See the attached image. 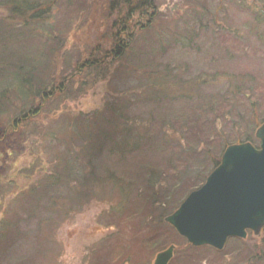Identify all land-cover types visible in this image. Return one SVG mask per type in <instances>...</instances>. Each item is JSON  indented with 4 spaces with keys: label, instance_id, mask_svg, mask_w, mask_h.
Returning <instances> with one entry per match:
<instances>
[{
    "label": "rangeland",
    "instance_id": "1",
    "mask_svg": "<svg viewBox=\"0 0 264 264\" xmlns=\"http://www.w3.org/2000/svg\"><path fill=\"white\" fill-rule=\"evenodd\" d=\"M117 1L57 0L52 30L61 38L62 47L51 55L49 49L54 42L46 40L45 54L48 53L49 61L46 81H54L62 90L57 97L40 103L38 113L17 123L18 126L11 130L9 125L18 116L17 106L8 111L0 109V264H151L155 255L170 245H174V251L168 264H250L246 257L238 256L237 250H240L235 249L234 241L228 240L222 249L228 252L226 256L213 254L208 248L194 249L181 241L176 231L164 221V216L174 209L160 210L159 202L154 205L146 201L144 188L150 173L154 184L151 191L157 199L161 192L173 194L174 191L167 187L174 177H179L181 170L182 174L186 171L190 176L196 174L198 166L195 169L194 166L207 153L205 151L223 144L226 138L235 139L248 132L250 128L244 129L241 122L233 124V113L227 114V107L211 108L216 107V100L223 102L229 97L230 80L237 81L242 75L243 91L252 98L255 111L242 110L244 115L252 113L254 117H264V15L256 13L261 11L258 3L245 11L237 3L229 4L227 0H208L213 2L211 8L214 9L221 4L216 21L209 20L204 30L197 27L190 35V46L180 48L186 40L179 36L175 43L177 48H163V55L154 50L152 56H158L156 61L187 65L186 74L197 77L198 85L187 101L174 97L173 93L171 99L168 97V101L167 98L163 101L165 108L154 115L158 119L160 116L156 114L160 113L169 124L161 125L155 118L151 128L156 131V136L146 147L120 155L116 161L113 154L101 157L106 151L96 145L95 153L90 157L92 163L115 168L120 182H106V188L99 192L100 197L97 187L90 182L94 189L89 202H78L72 209V201L66 197L55 196L57 202H53L46 194L36 195L40 190L33 188L32 183L52 176L51 168L62 162L63 152L68 148L65 145L68 139L64 136L67 124L64 122L69 117L79 114L90 117L104 106L106 111L110 105H125L122 113L129 121L145 117L149 105L135 101L141 99V83L144 82L138 77L143 71H149L154 63H150V67L142 63L140 68V62L131 54L147 43L148 38L145 42L142 40L148 33L153 34V43L166 46L177 21L180 29L184 25L180 14L198 8L187 7L186 0H152L148 21L145 18L137 21L134 13L133 20L127 22L128 26L140 22L137 29L138 24L144 27L149 23L144 33H131L129 50L132 53L125 51L114 59L113 22L116 20L117 24L128 9L125 6L120 12L116 11ZM6 14L7 11L0 8V18ZM215 23L222 30L213 31L219 29ZM40 41L43 43V39ZM96 47L99 50L94 53ZM1 51L5 58L36 59L40 48L6 44ZM90 56L103 59L106 69L100 72L103 67L100 64L81 69L79 66ZM249 106L246 103L245 107ZM110 117L106 120L114 121ZM262 122L252 129L253 135ZM52 133L54 137H51ZM188 145L195 146V151L188 150ZM78 162L76 173H80L81 161ZM202 163V174L207 175L211 165L208 159ZM101 169L97 171L101 173ZM70 192L67 188L65 195H71ZM187 193L180 191L174 198L172 195L176 205ZM262 237L263 231L258 235L251 234L247 247H254L260 253L261 248L264 249L260 242ZM150 239H157L155 247L146 244ZM255 263L264 264V259Z\"/></svg>",
    "mask_w": 264,
    "mask_h": 264
},
{
    "label": "trees",
    "instance_id": "2",
    "mask_svg": "<svg viewBox=\"0 0 264 264\" xmlns=\"http://www.w3.org/2000/svg\"><path fill=\"white\" fill-rule=\"evenodd\" d=\"M56 1L57 0H0V8L7 11L6 16L0 18V109H3L1 111H8L10 107L17 106L18 116L15 117L16 119L22 118L19 122H17L18 120L15 122L13 119V124H11L12 128L17 127V123L21 124L25 122L29 116H32L26 114V110L32 109L34 110V114L38 113L35 108L36 102L37 104H40L43 101H48L49 98L54 96L57 97V93L62 90L60 85L56 86L54 84V81H50V83L46 81L49 72L47 69L49 63L47 58L48 53L45 54V48L47 45L46 40L54 42L51 43V48L49 49L51 55L62 47L61 38L57 37L52 30L53 15L57 11ZM227 1H229V4L233 3L236 5L237 3V5L242 7L245 11L253 9L255 3H258L261 11H256V13L264 15L262 13L264 12V0H240L241 2L235 0ZM186 3L187 7L197 6V11L191 10V12H186L184 15L180 14V19L183 21L182 23L184 25L180 29V25L177 21L174 32L171 33L170 39H168L169 42H167L166 46L159 45L157 42L153 43L155 42L153 40V34L148 35V33L146 35L148 37L143 38L142 35L143 42L148 38L147 43H143L132 53V51L129 50L131 48L130 41L133 37L131 33H144L145 28H147L149 23L144 27H141V24H138L139 29H137V27L135 28L134 26L132 28L133 24L128 26L127 22L133 20L134 13L137 15V21H141L144 18L148 21L149 9H152V0L117 1L116 11L120 12L125 6H127L128 9L117 24L116 20L113 22L115 31H113L114 33L112 36L114 43L112 57L115 59L121 54H125V51H130L132 53L131 56H135L136 60L140 62V68L142 63L147 67H150V63H154L149 71H143L142 76L138 77L144 82L141 81L143 83V85L141 83V99L135 100L142 104H148V110L145 112V117L135 118L130 121L127 120V116L122 113L125 105H123V107L110 105L107 107L106 111L104 106L103 109L98 110L90 117H82L81 114L69 117L64 122V124H67L65 126L64 136L68 139V142H65V145L67 144L68 148L63 152L62 162L51 168L52 176H47L42 180H36L32 183L33 188L40 190L36 195L39 194V196H43L46 192H49L46 195L51 199L53 198L51 200L53 202H57L54 197L59 196L61 198L66 197L67 199H70L72 203L77 205L78 202L81 203L78 196L89 197L91 196V193H93L94 188L90 186L91 182L94 184V187H97L95 189L99 196V192H102V188H106V182L117 184V182L121 181V177L117 174L115 168L111 169L106 164L100 165L99 163H92V158L90 159V157H93L96 145L99 144L98 148L101 149L103 147V150L106 151L101 154V157L113 153H118L122 156L127 153L130 154L132 150L138 151L143 146L146 147V145L151 142V139L156 136V131L151 127L156 118L154 112H157L158 110L161 111L165 108V106L163 107V105H165L163 101L166 98L168 101V97L171 99V93H173L174 97L176 95L181 99L186 98V101L191 95H193L192 93L194 92L196 85H198L199 80H196L197 77L195 76H189V74H186L188 68L187 65H176L175 63V65H173L168 61H156L158 56H152L155 54V51H161L160 53L163 55L165 49L169 50L175 48V43L179 40V36L186 40L182 43L180 48H184L186 45L190 46L192 40V36L190 35L197 31V27L203 28L204 30L209 23V20L214 23L216 21V15L218 14L217 12H219L221 7V4H218L217 8H211L213 2L209 3L208 0H186ZM221 11H223V8H221ZM202 19H206L207 21ZM214 25L219 29H213V31L218 32V30H222L218 23H215ZM222 28L224 29V27ZM217 35L218 34L214 36V39ZM40 38L43 39V43L40 41ZM149 41L150 44H148ZM6 44H13L22 47H26L27 45L36 46L38 49L40 48V51L39 54L35 56L36 59L22 57L17 59L5 58L2 55L3 51L1 50ZM97 50H99L98 47L94 49V53ZM94 53L91 52L90 54L92 55ZM53 60L55 61V57ZM99 64L100 66H103L105 65V61H103V59L97 60L94 56H90V58L82 62L79 67L81 69L87 67L91 68ZM103 69H106L105 66L101 67L100 72ZM77 70L80 69L78 68ZM241 77L242 75L237 77V81L230 80L228 82V88L231 90V94L229 97H225V99L222 100L223 102H218L216 100V107L213 106L211 108L214 110H220L222 107H227L226 109L228 112L226 113L230 115L233 113V124H239V122H241L244 129L250 128L248 132L235 137V139L229 140L226 138L223 144L212 148V150L205 151L207 153L204 156H201L199 161H197L198 164L194 166V169L198 166L196 168L198 170L196 174L194 173L190 176L187 171L185 174H182L181 170L179 177H174L171 184L167 187L168 190L172 189L171 191H174L171 195H165L161 192L158 193L157 199L151 191L154 188V184L152 183L153 174L149 173L145 182L146 188H144V199L146 201L151 202V204L154 205L160 203V210L166 209L169 211V208L171 207L172 209H175L181 201L180 200L176 205L175 199L173 198L177 193L180 191L182 194L187 191L189 192L199 187L204 182L206 175L202 174L203 171L201 170V168L204 167L202 163L204 160L208 159V164L211 165V168H214L219 162L221 155L219 154L220 151H223L226 145L241 141H248L255 146L258 145L259 141L254 137L251 131L256 124L258 125V123L264 121V117H254L252 113L250 116L244 115L243 111L249 110V112H251L255 111V109L253 101H251L252 98H248V93L243 91L244 83H241ZM232 78L235 79L236 76L232 75ZM229 89H227V92ZM226 96L228 95L226 94ZM171 103L172 102L169 100L168 106H170ZM246 103L250 104V108L245 107ZM156 115L160 116L158 119L156 118L159 124H169L167 119L164 116H161L160 113ZM107 117H110L114 121L106 120ZM12 128L10 127V130ZM51 137H54V133H52ZM186 137L189 138V135L186 134ZM186 142L188 143L190 141ZM188 146V150L195 151V146ZM218 149L219 151H216ZM213 152H215L214 156L216 157L212 155ZM82 159H85V162ZM79 160L81 161V164L78 166L80 167V173H76L77 166H75V164L79 163ZM84 167H87L89 170L86 171ZM98 168H102L101 173L97 171ZM197 180L198 183L196 182ZM128 187L132 188L131 186ZM67 188L71 191V195H65V190ZM172 195H174L173 198ZM32 196H35V194L33 193ZM72 208H74V206L71 205V209ZM65 214H68V210ZM262 231L264 232V227L262 228ZM247 233L249 236L246 240L236 238H230L228 240L235 242V249L240 250V252L237 250L238 256L240 255L242 258L246 257V260L251 261L250 264H256L255 262L264 259V249L261 248L259 253L255 251L254 247H247V243L251 239V232L248 231ZM180 238L181 241L191 246L183 237ZM150 240L151 241H147L146 244L155 247L157 239ZM260 242L264 245V237H262ZM191 247L194 249L208 248L211 249L213 254L216 253L222 256L228 254V252L226 253L224 250L219 252L209 246ZM238 256L236 257V261Z\"/></svg>",
    "mask_w": 264,
    "mask_h": 264
},
{
    "label": "water",
    "instance_id": "3",
    "mask_svg": "<svg viewBox=\"0 0 264 264\" xmlns=\"http://www.w3.org/2000/svg\"><path fill=\"white\" fill-rule=\"evenodd\" d=\"M250 142L224 148L219 163L198 188L164 217L193 246L222 250L229 237L258 235L264 227V121ZM174 245L158 252L152 264H168Z\"/></svg>",
    "mask_w": 264,
    "mask_h": 264
},
{
    "label": "bare ground",
    "instance_id": "4",
    "mask_svg": "<svg viewBox=\"0 0 264 264\" xmlns=\"http://www.w3.org/2000/svg\"><path fill=\"white\" fill-rule=\"evenodd\" d=\"M136 25H137V22L133 24V26H134L135 28H136ZM60 84L62 85V83H60ZM61 89H62V88H61ZM36 104H37V102L35 103V108L37 109V111H39L40 104H39V103H38L37 105H36ZM25 112H26V114H28V115H32V116L35 115V114H34V110H32V109L26 110ZM178 124L180 125V123H178ZM8 129H9V127H8ZM6 130H7V129H6ZM241 142H242V141H241ZM241 142H235V143H241ZM230 144H233V143H230ZM230 144H228V145H230ZM228 145H226V146H228ZM224 148H225V147H224ZM113 155H114V156H113V159H115V160H116V159L118 160L119 157H120V155H119L118 153H113ZM122 156H123V155H122ZM117 160H116V161H117ZM219 160H220V158H219ZM218 163H219V162H218ZM208 174H209V173H207V175H208ZM207 175H206V176H207ZM68 180H69V179H68ZM50 192H51V191H50ZM47 193H49V192H46L45 194H47ZM43 194H44V193H43ZM90 197H91V196H89V197H79V196H78V199H79L82 203H85V202H89ZM98 197H100V196H98ZM61 199H62V198H61ZM71 205H73L74 207L77 206V205H75L74 203H72ZM75 210H76V208H75ZM110 230H111V229H108L109 232H111ZM251 234H253V233H251ZM248 236H249V235L246 234V236H245L244 238H239V237H229L228 239H230V238H236V239L246 240V239H248ZM250 238H251V237H250ZM228 239H227V241H228ZM227 241L225 242V245H226ZM190 245H191V244H190ZM191 246H193V245H191ZM152 262H153V261H152ZM122 264H125V262L122 263ZM151 264H152V263H151Z\"/></svg>",
    "mask_w": 264,
    "mask_h": 264
},
{
    "label": "flooded vegetation",
    "instance_id": "5",
    "mask_svg": "<svg viewBox=\"0 0 264 264\" xmlns=\"http://www.w3.org/2000/svg\"><path fill=\"white\" fill-rule=\"evenodd\" d=\"M21 119H22V118H17V119H15L14 121L16 122V121L18 120L17 122H19ZM18 124H19V123H18ZM18 124H16V126H17ZM9 126L12 128L11 124H10ZM4 133L7 134V131H4Z\"/></svg>",
    "mask_w": 264,
    "mask_h": 264
}]
</instances>
